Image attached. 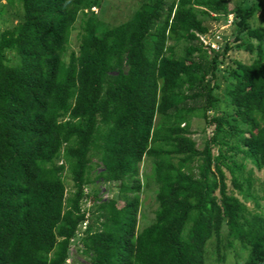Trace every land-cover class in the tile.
I'll return each instance as SVG.
<instances>
[{
  "label": "trees",
  "instance_id": "obj_1",
  "mask_svg": "<svg viewBox=\"0 0 264 264\" xmlns=\"http://www.w3.org/2000/svg\"><path fill=\"white\" fill-rule=\"evenodd\" d=\"M7 1L0 264H68L73 245L84 264H205L209 241L217 263L239 245L243 264H264V0H140L116 26L109 0ZM230 17L217 50L201 42ZM194 120L210 129L201 146ZM97 184L117 194L85 192ZM144 188L156 210L140 227Z\"/></svg>",
  "mask_w": 264,
  "mask_h": 264
},
{
  "label": "rangeland",
  "instance_id": "obj_2",
  "mask_svg": "<svg viewBox=\"0 0 264 264\" xmlns=\"http://www.w3.org/2000/svg\"><path fill=\"white\" fill-rule=\"evenodd\" d=\"M230 6L234 4L236 0H228ZM140 0H109L108 2H104L103 9L101 13V18L104 19V22L106 23V26H116L120 23H123L127 20H129L134 12L139 7ZM16 9H18L16 6L15 8L9 7V3L7 0H0V34L7 28L15 25L18 22V15H16L15 12ZM21 11V8L19 9ZM96 12H99V9L96 10ZM263 12L257 14L255 18V24H261L262 18H263ZM100 13V12H99ZM211 31H223L225 30L226 38H230L232 36V32L234 29L230 26V24L224 25L220 22H209L208 23ZM79 34H80V23L78 22L75 25V28L72 31L71 38H70V46H69V53L75 52L78 54L79 50ZM235 57L239 60H242L244 62H248L249 56L246 53H240L236 54ZM222 74L220 73L219 78V84H220V90L219 94L222 99H225L224 97V91H225V81L221 77ZM224 105V104H223ZM206 125L204 122L199 120H194L191 125V131H192V138L196 141V143L201 146L205 139L208 138L210 129L209 127H205ZM150 166L149 162L146 161L141 165L140 174H144L149 172ZM255 175L261 179L262 173L258 170H255ZM228 177V184L229 188L231 189L229 176ZM143 179V178H142ZM67 186L70 191V185L71 181L70 178L67 179ZM113 187V186H112ZM111 188L110 185H101L97 184L94 186H91V188H87L85 192H92L97 190L100 192L101 195H103L104 198H112L117 193L116 191L111 192L109 189ZM140 200H141V218L139 220V226L143 227L145 225H148L154 218V211L156 210V202H155V192L153 189H146L144 188L140 194ZM260 204L262 206V212H264V199L260 200ZM249 208H253V203L249 204ZM82 210L87 211L91 209V202L89 198H87L86 202L82 206ZM89 213V211H87ZM213 241H209L206 245V254H205V264H243L245 260L243 258H236L237 254L240 252L239 245H235L234 248H229L226 251V259L225 263H217L216 258H212L208 255V251L211 248ZM71 253L72 257L69 258L68 264H84L85 256L81 253V247L79 245H73L71 247ZM243 256V255H242Z\"/></svg>",
  "mask_w": 264,
  "mask_h": 264
},
{
  "label": "built area",
  "instance_id": "obj_3",
  "mask_svg": "<svg viewBox=\"0 0 264 264\" xmlns=\"http://www.w3.org/2000/svg\"><path fill=\"white\" fill-rule=\"evenodd\" d=\"M231 20L232 17L229 18L227 24H230ZM219 32V30L213 31L212 33H214V35H212L210 38L208 36H201L200 40L204 45H210L211 49L217 50L219 46L216 41L220 40Z\"/></svg>",
  "mask_w": 264,
  "mask_h": 264
}]
</instances>
